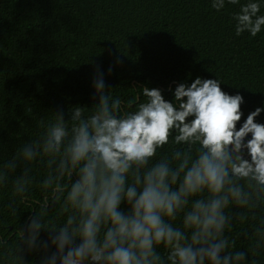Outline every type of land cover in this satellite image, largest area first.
I'll return each mask as SVG.
<instances>
[{
	"label": "clouds",
	"instance_id": "9594fccd",
	"mask_svg": "<svg viewBox=\"0 0 264 264\" xmlns=\"http://www.w3.org/2000/svg\"><path fill=\"white\" fill-rule=\"evenodd\" d=\"M226 3L239 6L231 17L237 37L264 31L262 0H212L211 7L220 12ZM221 83H178L172 100L143 86L136 103H125L110 95L96 66L92 106L69 107L67 119L54 110L35 139L0 164V186L11 183L21 200L32 164L47 171L35 201L41 211L21 227L25 250L42 252L40 264H249L227 232L245 216L234 209L264 198V124L257 122L264 107L238 128L244 96ZM57 208L66 220L48 226L45 214Z\"/></svg>",
	"mask_w": 264,
	"mask_h": 264
},
{
	"label": "trees",
	"instance_id": "16d2710c",
	"mask_svg": "<svg viewBox=\"0 0 264 264\" xmlns=\"http://www.w3.org/2000/svg\"><path fill=\"white\" fill-rule=\"evenodd\" d=\"M211 3L0 0V164L35 139L41 123L54 119V110L63 108L67 119L69 107L92 106L96 66L105 73L110 95L125 103H136L139 87L162 89L172 100L178 83L220 79L226 93L244 96L239 128L250 112L264 107V31L255 38L248 33L237 37L231 17L239 6L226 3L216 12ZM257 122L264 124V113ZM31 167L33 183L26 200L12 197L11 183L0 186V264H40L43 255L28 253L20 240L21 227L35 210L41 211L35 201L42 199L39 182L47 174L39 163ZM20 173L18 168L15 174ZM13 200L16 215L8 208ZM252 203L258 206L234 209L245 216L234 220L227 235L237 249L248 252L249 264H264V198ZM45 215L48 226L66 220L59 208ZM41 238L47 239V231Z\"/></svg>",
	"mask_w": 264,
	"mask_h": 264
}]
</instances>
